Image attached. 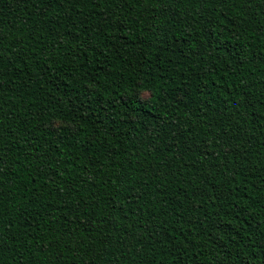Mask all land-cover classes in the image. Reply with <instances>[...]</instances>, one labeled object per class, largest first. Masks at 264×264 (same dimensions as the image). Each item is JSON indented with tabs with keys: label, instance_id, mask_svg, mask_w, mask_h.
<instances>
[{
	"label": "trees",
	"instance_id": "1",
	"mask_svg": "<svg viewBox=\"0 0 264 264\" xmlns=\"http://www.w3.org/2000/svg\"><path fill=\"white\" fill-rule=\"evenodd\" d=\"M245 262L264 0H0V264Z\"/></svg>",
	"mask_w": 264,
	"mask_h": 264
},
{
	"label": "rangeland",
	"instance_id": "2",
	"mask_svg": "<svg viewBox=\"0 0 264 264\" xmlns=\"http://www.w3.org/2000/svg\"><path fill=\"white\" fill-rule=\"evenodd\" d=\"M142 96H143V97L147 96V93H143Z\"/></svg>",
	"mask_w": 264,
	"mask_h": 264
},
{
	"label": "snow or ice",
	"instance_id": "3",
	"mask_svg": "<svg viewBox=\"0 0 264 264\" xmlns=\"http://www.w3.org/2000/svg\"><path fill=\"white\" fill-rule=\"evenodd\" d=\"M125 218H127V217L125 216ZM245 264H247V262H245Z\"/></svg>",
	"mask_w": 264,
	"mask_h": 264
}]
</instances>
